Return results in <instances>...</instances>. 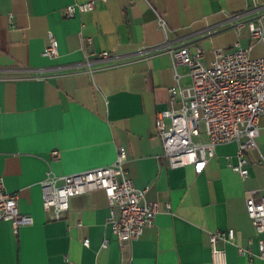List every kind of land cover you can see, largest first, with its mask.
<instances>
[{"label":"crops","instance_id":"crops-1","mask_svg":"<svg viewBox=\"0 0 264 264\" xmlns=\"http://www.w3.org/2000/svg\"><path fill=\"white\" fill-rule=\"evenodd\" d=\"M88 2L90 10L65 14L67 6ZM237 14L262 16L264 31V0H0V177L6 191L17 193L19 214L32 218L16 229L0 222V264H67L65 257L72 264H211L209 237L227 228L235 230V243H214L226 264H264L257 256L264 233H256L244 201L247 191L255 201L264 195V114L257 145L245 153L244 179L228 167L236 162L235 143L217 145L201 173L190 165L170 168L154 128L174 73L182 87L191 79L187 66L153 49L166 40L189 51L196 44L208 63L214 49L236 40L249 45L245 28H229ZM48 33L58 44L54 58L42 55ZM87 37L91 66L103 67L93 73L81 48ZM102 51L113 58L98 60ZM260 55L255 45L251 56ZM118 147L134 186L158 204L152 225L119 241L102 190L71 197L64 217L51 219L41 199L46 173L108 165Z\"/></svg>","mask_w":264,"mask_h":264},{"label":"built area","instance_id":"built-area-1","mask_svg":"<svg viewBox=\"0 0 264 264\" xmlns=\"http://www.w3.org/2000/svg\"><path fill=\"white\" fill-rule=\"evenodd\" d=\"M92 3L69 5L65 8L67 16H73L75 9L88 11ZM245 14L229 17L230 27L236 32L245 28L248 33L249 45L242 46L236 40L230 49H214L213 58L203 63L204 53L198 45L193 44V51L186 45L172 48L168 41L154 48L164 50L172 57L173 64L187 66L191 83L182 87L180 75L174 73L175 84L169 88L167 108L156 113L154 128L162 146L163 156L170 168L190 165L195 173H201L208 160L213 157L217 145L235 143L236 162L228 163V167L246 178L247 150L255 148L259 134V118L264 114V31L262 16L246 18ZM158 26L165 30V21L157 16ZM214 32L206 29L207 36ZM91 38L82 40L81 48L85 57L87 73H93L103 67L91 66L85 47ZM255 45L261 49V55L253 57L251 51ZM42 55L50 58L58 56V44L55 37L47 34V44ZM113 56L102 51L98 60H110ZM200 122L203 132H200ZM203 134L206 140H194ZM53 158L59 151L51 152ZM125 150L117 148L114 161L102 167H94L84 171L66 175H56L48 171L40 182L43 209L50 213V218L59 220L69 208L71 197L94 190H102L107 198L111 232L121 242L132 241L139 237L145 227L152 225L158 204L145 199L147 189H137L131 178L127 176L123 163ZM253 191L244 196L245 210L257 234L264 233V195L259 201L252 197ZM18 195L8 192L0 177V222L10 221L16 229L21 225H29L32 218L19 214L16 206ZM169 209V205L166 204ZM80 225V223H78ZM217 239L225 243H235V230L227 228L212 233L209 237L211 246V264H226L224 249H217ZM257 256L264 260V238L257 242ZM83 245L88 246L85 238ZM103 246H106L104 241ZM239 253L245 251L239 248ZM65 260L67 264H72Z\"/></svg>","mask_w":264,"mask_h":264},{"label":"rangeland","instance_id":"rangeland-1","mask_svg":"<svg viewBox=\"0 0 264 264\" xmlns=\"http://www.w3.org/2000/svg\"><path fill=\"white\" fill-rule=\"evenodd\" d=\"M203 129H204V127H203V123L200 122V132H201V133L203 132ZM193 139H194V140H197L196 137H193Z\"/></svg>","mask_w":264,"mask_h":264}]
</instances>
